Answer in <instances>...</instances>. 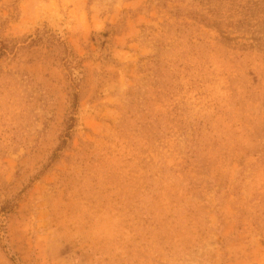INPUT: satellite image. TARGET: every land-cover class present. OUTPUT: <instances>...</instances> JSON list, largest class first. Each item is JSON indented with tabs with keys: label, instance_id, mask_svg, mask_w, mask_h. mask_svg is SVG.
Returning <instances> with one entry per match:
<instances>
[{
	"label": "rangeland",
	"instance_id": "1",
	"mask_svg": "<svg viewBox=\"0 0 264 264\" xmlns=\"http://www.w3.org/2000/svg\"><path fill=\"white\" fill-rule=\"evenodd\" d=\"M2 52L0 264H264V0H0Z\"/></svg>",
	"mask_w": 264,
	"mask_h": 264
},
{
	"label": "trees",
	"instance_id": "2",
	"mask_svg": "<svg viewBox=\"0 0 264 264\" xmlns=\"http://www.w3.org/2000/svg\"><path fill=\"white\" fill-rule=\"evenodd\" d=\"M4 54H5V52L0 53V57H2ZM75 104L77 105V98L74 99V107H75ZM70 120H71V123L68 124V127H67L68 130H70L72 128L73 121H75L74 117H71ZM66 136H69V135L67 134ZM63 143H65V140L63 141Z\"/></svg>",
	"mask_w": 264,
	"mask_h": 264
}]
</instances>
